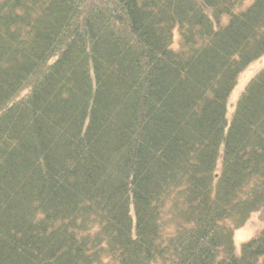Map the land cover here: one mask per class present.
I'll use <instances>...</instances> for the list:
<instances>
[{
    "label": "trees",
    "instance_id": "trees-1",
    "mask_svg": "<svg viewBox=\"0 0 264 264\" xmlns=\"http://www.w3.org/2000/svg\"><path fill=\"white\" fill-rule=\"evenodd\" d=\"M263 55L264 0H0V264H264Z\"/></svg>",
    "mask_w": 264,
    "mask_h": 264
},
{
    "label": "rangeland",
    "instance_id": "rangeland-1",
    "mask_svg": "<svg viewBox=\"0 0 264 264\" xmlns=\"http://www.w3.org/2000/svg\"><path fill=\"white\" fill-rule=\"evenodd\" d=\"M264 68V55L252 62L240 75L237 85L234 88L228 102V118L231 119L236 109L238 99L249 81ZM263 213L252 214L246 224L238 228L235 232V242L237 250L240 251L243 242L249 240L264 227Z\"/></svg>",
    "mask_w": 264,
    "mask_h": 264
}]
</instances>
